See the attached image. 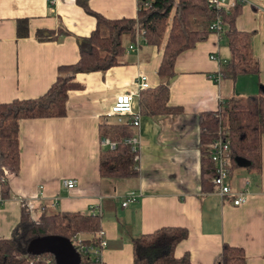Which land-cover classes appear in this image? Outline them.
Wrapping results in <instances>:
<instances>
[{
  "label": "crops",
  "instance_id": "crops-1",
  "mask_svg": "<svg viewBox=\"0 0 264 264\" xmlns=\"http://www.w3.org/2000/svg\"><path fill=\"white\" fill-rule=\"evenodd\" d=\"M137 1L87 0L93 10L111 19L135 17ZM263 3L244 0L236 16V26L251 32L257 73L215 79L220 62L230 55L227 42L215 32L178 54L168 104L180 110L141 114L135 129L141 140L135 177L100 175L103 145L98 125L119 93L138 91L134 106L139 108L137 75H146L149 88L160 82L157 69L162 47L150 45L136 34L134 41L125 37L121 63L106 70L76 72L74 80L79 86L68 90L65 115L21 118L16 170L9 172L4 167L11 196H0V237L11 235L24 200L31 199L34 208L30 213L36 219L44 205L50 211H100L106 239L100 254L103 264H132V237L165 225L188 230L174 254L187 253L189 262L170 264H214L225 242L243 248L245 264H264V133L260 170L240 165L231 168L234 189L248 179L247 198L235 205L232 196H221L202 182L209 175L202 173L199 123L203 111H216L230 97L264 89V10L259 8ZM20 18L28 22L25 36L16 32ZM96 21L78 0H0V102L44 93L60 64L77 61V37L89 35ZM58 27L69 33L56 32L55 37L44 40L35 35L37 29ZM137 39L138 49L128 51V45ZM68 178L76 184L66 186ZM130 190L138 197L123 204Z\"/></svg>",
  "mask_w": 264,
  "mask_h": 264
},
{
  "label": "trees",
  "instance_id": "trees-1",
  "mask_svg": "<svg viewBox=\"0 0 264 264\" xmlns=\"http://www.w3.org/2000/svg\"><path fill=\"white\" fill-rule=\"evenodd\" d=\"M84 9L96 17V26L87 36H78L79 58L74 63L60 64L57 75L48 89L30 98H14L0 102V196H11L4 167L10 172L16 170L19 160V120L28 117L63 116L66 114L68 90L79 86L74 80L76 72L106 70L123 61L125 37L135 40L136 29H142L146 42L162 47V57L157 69L160 82L154 87L140 91L138 99L141 114L176 112L179 106L168 104L169 82L175 75V59L183 50L193 47L197 41L207 37L210 23L219 15L223 29L220 38H226L229 58L220 62L221 77L235 79L239 74L257 73L259 63L251 49V32L236 26V16L241 2L228 9L214 10L206 0H138L135 17L107 18L93 10L87 0H78ZM18 36L28 34L26 18L17 20ZM58 33H69L67 29H37L38 39H51ZM216 111L220 116L216 115ZM203 111L199 115L200 140L203 148V183L214 185L210 176L214 164L208 157L207 145L216 136L219 124L226 127L230 138V168L238 165L236 156L250 161L248 168L259 171L261 167V137L264 133V89L256 93L233 96L224 102L219 110ZM117 122L103 116L99 122L100 138L106 136L116 141V146H103L99 152V172L102 177L123 179L138 174L134 159L135 151L124 139L135 133L128 122ZM99 214L79 211H50L44 205L36 219L23 205L20 220L9 237H0V264H56L51 252L33 254L27 251L29 241L38 236L58 234L74 241L80 236L85 244H97L101 228ZM188 235L186 227L165 225L150 232L132 237V264H170L189 262L186 253L181 257L174 254L176 244ZM98 264V262H93ZM214 264H245L242 247L223 243L214 258Z\"/></svg>",
  "mask_w": 264,
  "mask_h": 264
},
{
  "label": "built area",
  "instance_id": "built-area-1",
  "mask_svg": "<svg viewBox=\"0 0 264 264\" xmlns=\"http://www.w3.org/2000/svg\"><path fill=\"white\" fill-rule=\"evenodd\" d=\"M53 2V0H51ZM207 5L214 10L228 9L230 6L234 5L236 2H244V0H206ZM259 8L264 10V3L259 6ZM211 32H215L220 36V32L223 29L222 19L217 15L210 23ZM142 29H136V35L138 37L146 40V37ZM139 39L134 43L128 45V51H135L138 49ZM215 57L214 54L211 55ZM221 78L220 71L215 75V79L219 80ZM136 85L139 90L145 89L149 86L147 77L143 73H139L136 79ZM138 91L132 92H122L116 95L113 104L111 105L109 111L107 112L108 117L114 116L117 122L124 121V117L128 115V122L137 129L140 124L141 112L139 108H135L134 101ZM219 110V109H218ZM216 115L220 116V113L216 111ZM124 142L131 144L132 150L135 151L134 159L139 160V146H140V136L138 132L133 135L128 136L124 139ZM101 144L110 148L116 146V141L103 136L101 137ZM208 155L214 164V171L210 176V180L214 185V190L221 196L230 195L232 196V203L239 205L244 202L247 198V183L246 179L241 187L234 189L230 184V138L228 136V130L226 127L219 124L216 136L208 143ZM136 164V168H138ZM64 184L68 187H72L76 184V180L73 178H68L64 180ZM125 199L122 202L127 204L129 200L136 199L138 194L134 190H130L125 194ZM23 205L30 212L34 208L31 199H25ZM91 214H100V211L91 209ZM99 241L97 244H85L81 237L75 236L72 243L76 247L80 254L79 264H93V262H98V264H103L100 259L101 248L106 244L105 231L100 228L98 231Z\"/></svg>",
  "mask_w": 264,
  "mask_h": 264
},
{
  "label": "water",
  "instance_id": "water-1",
  "mask_svg": "<svg viewBox=\"0 0 264 264\" xmlns=\"http://www.w3.org/2000/svg\"><path fill=\"white\" fill-rule=\"evenodd\" d=\"M175 77L172 76L170 81ZM235 162L240 166H248L250 161L242 156H236ZM27 251L33 254L51 252L54 255L56 264H79L80 254L72 243L71 239L58 234H47L32 238Z\"/></svg>",
  "mask_w": 264,
  "mask_h": 264
},
{
  "label": "rangeland",
  "instance_id": "rangeland-1",
  "mask_svg": "<svg viewBox=\"0 0 264 264\" xmlns=\"http://www.w3.org/2000/svg\"><path fill=\"white\" fill-rule=\"evenodd\" d=\"M222 39H223V41H222V42H224V43H225V41H226V38L223 36V37H222Z\"/></svg>",
  "mask_w": 264,
  "mask_h": 264
}]
</instances>
